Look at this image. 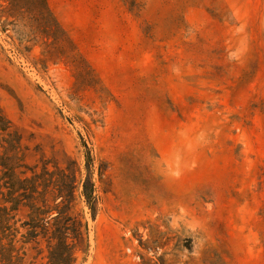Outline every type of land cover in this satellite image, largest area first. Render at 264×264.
<instances>
[{
    "label": "rangeland",
    "instance_id": "1",
    "mask_svg": "<svg viewBox=\"0 0 264 264\" xmlns=\"http://www.w3.org/2000/svg\"><path fill=\"white\" fill-rule=\"evenodd\" d=\"M0 105L28 164L91 154L76 264H264V0H0Z\"/></svg>",
    "mask_w": 264,
    "mask_h": 264
},
{
    "label": "trees",
    "instance_id": "2",
    "mask_svg": "<svg viewBox=\"0 0 264 264\" xmlns=\"http://www.w3.org/2000/svg\"><path fill=\"white\" fill-rule=\"evenodd\" d=\"M25 149L20 131L0 105V264L24 262L26 251L15 246L20 208L27 209L20 224L26 230L23 242L45 241L48 264H76V252L88 247L87 220L75 210L78 198L92 216L97 211L91 154L86 151L83 173L76 161L49 166L42 158L41 165H30Z\"/></svg>",
    "mask_w": 264,
    "mask_h": 264
}]
</instances>
